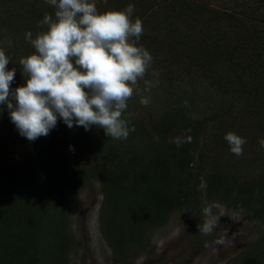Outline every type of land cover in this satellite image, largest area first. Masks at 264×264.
<instances>
[{"label": "rangeland", "instance_id": "obj_1", "mask_svg": "<svg viewBox=\"0 0 264 264\" xmlns=\"http://www.w3.org/2000/svg\"><path fill=\"white\" fill-rule=\"evenodd\" d=\"M223 2L190 0L184 11L194 14L196 22L187 34L182 23L166 15L161 6L141 20L158 36L187 37L201 46L208 41L215 44L222 41V25H215L212 13L221 10ZM210 16L213 20L206 22ZM198 24L203 25V31L195 34ZM205 32L212 36L202 37ZM143 47L153 62L145 79L138 81L139 93L134 91L122 113L129 128L135 129L126 139L108 137L96 126L87 131L75 124L69 128L58 119V127L41 136L43 139L28 140L29 144H52L56 151L35 164H25L26 156H32L31 146L15 125L11 131L6 122L0 126V185L6 191L0 194L1 212L8 206L17 217L0 221V264H249L244 254L259 247L264 223L257 228V221L250 220L257 217L256 207L243 212L237 203L229 206L217 197L222 195L228 202L240 199L233 187L237 188V173H245L240 171H245L247 162L230 150L222 156L214 154L211 146L216 139L225 141L229 132L261 126L259 117L256 123L250 116L257 110L262 113V109L252 100H244V95L237 97L244 81L254 82V76L244 68L245 61H254V54L251 50L247 55L241 52L247 60L238 66L210 58L204 69L193 68L177 76L160 51ZM171 74L177 78L171 79ZM145 80L158 84L145 90ZM225 82L231 87L227 92L222 88ZM142 97L150 100L147 106L140 103ZM225 120V126H219ZM190 122L199 135L191 150L200 146L206 133L213 140H209L207 150L192 154L196 163L193 176L179 163L180 146L174 142L179 137L185 141L181 145L186 144L180 128ZM245 150L243 145L241 156L247 154ZM79 167L85 170L76 174ZM197 178L200 182L195 184ZM187 182L190 187L185 191ZM111 185L115 190L108 189ZM7 192L16 196L9 199ZM209 206L214 214L225 215L213 234L202 235L198 225L206 218L203 210ZM31 211L41 217L25 220ZM22 228L28 229L23 237ZM65 229L70 236L63 238ZM225 230L229 236L236 234L234 242L215 245ZM205 241L212 246L205 247ZM126 245L132 249L117 250ZM29 247L35 250L25 251Z\"/></svg>", "mask_w": 264, "mask_h": 264}, {"label": "clouds", "instance_id": "obj_2", "mask_svg": "<svg viewBox=\"0 0 264 264\" xmlns=\"http://www.w3.org/2000/svg\"><path fill=\"white\" fill-rule=\"evenodd\" d=\"M48 3L56 8L55 18L46 13L40 24L47 25V31L35 38L26 33L35 51L20 60L27 79L14 91L16 70H8L10 58L0 49V105L7 107L11 122L29 141L47 136L58 119L69 128L75 124L87 131L96 126L108 137L126 139L135 129L129 128L122 113L134 91L139 93L138 81L145 79L153 62L150 52L137 46L144 29L141 19H132L134 6L98 13L94 0ZM156 84L145 80V90ZM140 103L147 106L150 100L142 97ZM224 138L232 154L243 155L245 138L234 132ZM191 140L188 136L187 142ZM174 142L179 147L185 141L177 137ZM259 143L264 147V139ZM203 212L206 218L198 232L211 235L225 214H214L211 206ZM235 238V233L229 236L225 230L213 243L227 246ZM211 246L205 241V247Z\"/></svg>", "mask_w": 264, "mask_h": 264}, {"label": "trees", "instance_id": "obj_3", "mask_svg": "<svg viewBox=\"0 0 264 264\" xmlns=\"http://www.w3.org/2000/svg\"><path fill=\"white\" fill-rule=\"evenodd\" d=\"M189 1L190 0H94L98 13L111 10H124L129 4H132L134 6V12L132 13L133 20L136 18L141 19L151 9L156 6H161L166 15L179 20L182 23L184 29L183 33L186 34L187 30L190 27H193L196 22L194 14L185 13L184 11V6L187 5ZM193 1L199 2V0H192V2ZM206 1L208 2L209 0ZM223 3V5H220V7H222L221 10H218L217 12L213 11L212 13L216 18V21L214 22L215 25H222L220 29L222 41H219V43L214 44L211 41H208L204 46L194 45L191 43L190 38H175L171 35L169 37H164L162 34L158 36L153 33L152 28L148 30L144 25L143 34L137 42L149 49H153L154 51H160L162 55L169 60L170 68L175 69L178 72L176 74L177 76L187 71L191 72L193 68L204 69V66L207 65L210 58H216V61L225 60V63L227 64L234 63L235 66H238L240 65V62L247 60L245 56L241 55V52L244 53V55H247L248 51L251 50V53L254 54L253 62L250 59L244 62L246 65L244 68L247 73L254 76V82L244 81L241 93H239L237 97L241 98L246 96L244 100L250 99L255 102V105L262 109V113L257 110L255 114H251L250 116L255 119L256 123V117H259V123L261 126H258L259 128L257 129L256 125H254L255 129L248 127L246 130L234 132H238L237 134L245 138L247 141L244 145H246L247 151H245L248 155L240 156L246 159L247 162L245 166H243L245 171H240L245 173H241L243 175L241 177H239L241 174L237 173L239 181H236L238 182L237 188L233 187V190L235 189V192H237L236 195H239L240 199L237 198V200H234L235 202L230 200V202H228L225 200L226 198L222 197V195L217 194V197H219L218 200L229 206L230 203H237L239 209L243 212L250 211L256 207L257 217H252L250 220L257 221L256 226L258 228L261 226V222L264 223V178L262 179L263 181H255L258 177H260V179L262 176L264 177V147H261L259 143L261 139H264V27H262V25H264V0H224ZM55 11L56 8L50 5L48 0H0V49H3L5 54L10 58V62L7 65L8 70H12L13 68L16 70L15 79L11 85L13 91L15 88L23 86L27 79V76L23 73V67L19 63L20 60L33 54L35 51L31 43L26 39V33L30 31L32 33V38H35L37 34L47 31V25L42 26L40 21L43 20L46 13L55 18ZM231 15L234 16L232 17ZM213 16L206 18V22L212 21ZM210 25H213V23ZM202 26L203 25L198 24V31L195 32V34L202 33ZM209 36L212 35L205 32L202 37L206 38ZM175 53L178 54L176 59H174ZM167 55H170L171 58ZM248 58L252 57L248 56ZM177 76L171 74L170 78H177ZM229 84V82L224 83V87H222L224 92H227V90L231 88ZM215 87L218 88L217 85H215ZM1 106L0 126H3L4 122H6L8 124L7 129L11 131L12 125L14 124L11 122L9 110L5 105ZM231 108L232 104L228 110L230 111ZM226 120L225 122H221L219 126H225ZM58 123L60 122H57L56 127H58ZM140 127L142 129L141 124ZM194 128L195 125L193 122L180 128L185 134L184 137H186V144L180 145L179 149L177 148L179 163L181 166H185L186 172H189L188 174L192 176L195 173H192L191 170L196 164L192 154L196 150H201L202 148L207 150L211 146L209 141L211 139L208 137L210 134L206 133L205 135H202L205 138L200 146L191 150L192 143L198 142L195 140V137L199 136L196 131L194 133ZM189 129L191 131H188ZM188 136L192 137L191 142H187ZM21 138L28 142V145L32 148L30 151L32 156H26L25 164L27 162L35 164L40 159L44 160L49 154L56 151L52 144L43 145L41 142L29 144L27 138L23 136H21ZM221 141L222 139L217 142L216 139V141H214L215 143H212L214 146H211L212 151H210L213 153L215 152L216 154L220 153L222 156L225 150H230V145L226 140L223 142ZM76 170V174L80 171V173H83L85 168L79 167ZM101 180L106 183V185H109L104 179ZM194 182L195 184H198L200 179L197 178ZM189 187L190 184L187 182L184 188L185 191H188ZM110 188L115 190L112 185L109 186L108 189ZM5 192L6 191H4L2 185H0V194L3 195ZM7 193L9 199H13V197L16 196L14 193ZM19 198L22 200V197ZM1 207L2 206L0 205V221L3 218L4 220L7 219V221L16 220V215H11L12 211L8 206L6 207L5 212H1ZM39 217H41L40 213L37 211H31L24 219L27 221H34ZM22 229L23 237V235H26L28 229ZM67 234L68 233L65 229L62 234L63 238L70 236H67ZM109 234L110 233H107L108 236ZM107 239L112 240V237L111 239ZM263 240L264 234L258 239V243L261 242L259 247L255 248L250 253L244 254L245 259H249V264H258L259 262L264 261ZM126 249L131 250L132 247L130 245H126V247H117L118 251ZM29 250L30 247L25 249L27 252ZM34 250L35 248H32L30 251L33 252ZM19 260V262H21L22 258ZM243 264L248 263L245 262Z\"/></svg>", "mask_w": 264, "mask_h": 264}]
</instances>
